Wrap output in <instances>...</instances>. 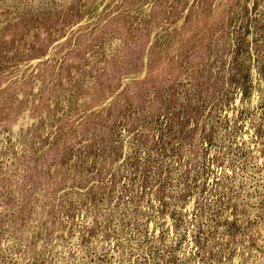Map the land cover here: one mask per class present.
Listing matches in <instances>:
<instances>
[{"label":"rangeland","instance_id":"1","mask_svg":"<svg viewBox=\"0 0 264 264\" xmlns=\"http://www.w3.org/2000/svg\"><path fill=\"white\" fill-rule=\"evenodd\" d=\"M0 264H264V0H0Z\"/></svg>","mask_w":264,"mask_h":264}]
</instances>
